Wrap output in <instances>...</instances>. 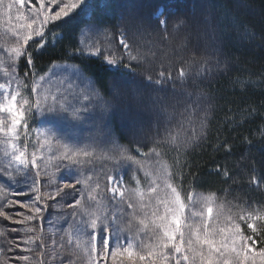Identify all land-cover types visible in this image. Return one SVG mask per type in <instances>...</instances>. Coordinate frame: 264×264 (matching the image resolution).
I'll return each instance as SVG.
<instances>
[{
	"label": "snow or ice",
	"instance_id": "1",
	"mask_svg": "<svg viewBox=\"0 0 264 264\" xmlns=\"http://www.w3.org/2000/svg\"><path fill=\"white\" fill-rule=\"evenodd\" d=\"M100 3L105 11L111 8L108 0ZM95 6V0H0V17L7 16L11 22L16 13V23L7 30L14 42L0 43L4 77L0 82V156L4 161L0 164V217L21 226L0 225V236L5 235V228L18 233L6 244L0 242V264H108L109 260L111 264H264V248H257L255 238L264 232V212L244 207L233 211L231 202L217 203L215 193L197 195L195 181L193 190L184 194L182 157L187 148L206 137L209 112L200 110L203 93L189 105L192 111L185 116L180 132L169 130L148 152L136 147L145 158L142 160L115 140L107 141L111 148H101L91 135L82 137L83 124L93 109L99 108L103 118L116 106L105 100L79 65L58 67L53 63L48 72L38 75L35 71L37 54L62 41L65 36L60 25L76 17L83 19L77 25L79 46L74 54L103 56L107 65L117 69L123 56L130 61L141 58L138 49L137 54L133 52L129 32H140L143 19L127 10L111 25L97 16ZM152 16L158 26L167 29L164 11L156 9ZM184 24L180 18L173 27ZM113 35H118L122 56L112 48ZM30 42L35 44L34 50H30ZM22 58L27 69L23 77L19 75ZM29 70L31 78L26 83ZM211 70L205 59L197 75ZM159 76L154 81L158 85L165 73L161 71ZM188 77L189 72L181 67L177 78L184 83ZM53 78L68 87L53 91L49 87ZM167 78L173 79L171 74ZM147 80L152 82V77ZM123 87V81L114 77L110 85L113 101L122 99ZM153 105L158 112L167 113V106L158 100ZM253 114L254 110L248 113ZM223 147L231 150L226 143ZM169 151L176 153L172 163L165 159ZM129 169L134 186L124 180ZM223 176L230 178L227 169ZM251 183L261 185L255 175ZM21 185L28 191L17 190ZM73 193L79 195L66 203ZM19 195L29 198H9ZM17 205L26 211L16 212V218L5 211ZM49 208L57 214L48 213ZM61 222L68 227L62 228ZM242 224L251 235L245 234ZM16 249L24 254L7 255Z\"/></svg>",
	"mask_w": 264,
	"mask_h": 264
},
{
	"label": "trees",
	"instance_id": "2",
	"mask_svg": "<svg viewBox=\"0 0 264 264\" xmlns=\"http://www.w3.org/2000/svg\"><path fill=\"white\" fill-rule=\"evenodd\" d=\"M111 1L108 0L111 8L103 15V5L100 0H95L94 10L100 19L115 25L118 22L117 16L121 12L134 9L135 14L146 22L144 26H148L149 22L155 26L157 36L152 35L150 30L144 34V37L132 36L133 32H129L133 52L137 54L136 50L138 49L140 59L130 61L127 56H123V63L120 67L124 68V64H129L130 67L126 68V71L120 67L114 68L112 71L103 61V56L92 57L74 54V49L79 46L77 25L83 19V17H76L67 24L60 25L65 36L62 41L55 47L49 46L42 53L37 54L35 59L37 74L48 72L53 63L79 65L94 80L95 86L101 91L105 100L109 101L110 99V102L115 104V110L106 117L109 118V125L114 126L113 132L116 134V138L130 149L133 155L142 160L145 158L140 157L136 147L139 146L141 151L148 152L155 141L162 139L169 130L180 132L185 116L192 111L189 105L193 104L198 93H203L200 110L207 108L209 112L206 137L199 144L187 148L182 157L185 161L181 169L184 194L187 195L188 191L193 190V181H195L194 190L197 195L215 193L217 203L229 201L234 206L233 211H239L240 207H244L249 211L264 212V134H262L264 133V0H118L119 3L117 1V5L114 7L118 9L115 11L112 10L113 3ZM32 2L35 3V0ZM181 4L184 5V15L190 16L187 20L193 19L191 22H194L198 27L196 32L202 29L201 44L203 48L208 49L207 58L194 54L190 47L187 54L186 49H181L179 54L169 55L156 50L158 45L165 47L170 41H173L176 34L190 31L191 24L178 11V6ZM213 4L217 7L212 8ZM160 6L167 11L166 30L160 28L152 18V12ZM15 15L14 11L11 22L7 16L0 17V43L14 42V38L7 30L16 23ZM180 18L185 20V24L178 29L173 27L172 31L174 29V32H171L170 27L174 23L173 19ZM252 33L255 34L254 38H249ZM218 34L219 36H217ZM227 37L230 39L228 40ZM142 38L146 39V43H142L141 46ZM119 47L117 35H113L112 48L122 56L123 53ZM34 48L35 44L30 42V50H34ZM158 54L159 56L164 55V57L160 56L161 61L151 62V59L155 61ZM177 56L179 57L176 58ZM205 59L208 60L212 70L211 72L205 71L203 75L198 76L197 70ZM217 60L220 61L219 68L216 67ZM150 63L153 65L151 66ZM181 67L189 72V77L184 83H181L177 78ZM25 70H27L26 61L22 58L19 62L21 77ZM161 71L165 73V77L163 83L158 85L154 81L160 79ZM169 74L173 79L167 78ZM148 76L152 77V82L147 80ZM2 77L3 73L0 72V78ZM114 77L119 78L124 84L121 90L122 99L119 100L121 103L112 100L110 89L106 85L107 81L113 80ZM30 78L31 71L29 70L26 83ZM208 79H212V81L204 83ZM237 80L243 81V84L237 83ZM188 93L192 95L189 96ZM153 99L167 106V113H160L154 109V122L164 116L162 124L156 126V131L150 134L152 135L151 140L143 142L127 140L116 127L113 116L115 114L122 115L123 125L131 123L139 126V120L145 119L149 115L144 112V108L136 109L134 107L140 106L142 102H147L146 104L149 105ZM252 110H254V114L248 115ZM229 117H233L234 121L229 120ZM184 128H188V125L184 124ZM190 131L191 129H189V133ZM248 141L252 142L251 145ZM225 143L230 146V151L223 147ZM175 156V151H169L165 159L172 163ZM153 161L154 158L146 160V163ZM3 162V158L0 156V164ZM217 168L220 169L219 172L216 171ZM225 169L228 170L230 178L226 179L223 176ZM253 175L260 179L259 187L251 183ZM17 190L28 191L22 185L18 186ZM66 191L71 192L72 190ZM29 195L9 198L24 201L29 198ZM5 211L16 218V212L26 210L17 205L6 208ZM48 213L57 214L52 208L48 209ZM68 219L70 220L71 217ZM0 225H7L9 228L21 227L4 221L2 217H0ZM61 227L67 228L68 225L61 222ZM261 227L264 228V224ZM242 228L245 234L251 235V231L245 224H242ZM4 231L5 235L0 236V242L5 244L8 238L18 235V233L9 232L7 228ZM255 238L258 240L257 248L264 245V232ZM19 254L24 253L16 249L7 255L13 257ZM12 264H19V262L12 261Z\"/></svg>",
	"mask_w": 264,
	"mask_h": 264
},
{
	"label": "rangeland",
	"instance_id": "3",
	"mask_svg": "<svg viewBox=\"0 0 264 264\" xmlns=\"http://www.w3.org/2000/svg\"><path fill=\"white\" fill-rule=\"evenodd\" d=\"M117 1L118 0H112L111 1V3H113L112 4L113 9L112 10H114V11L116 9H118V8H114L117 5ZM118 3H119V1H118ZM213 6L214 7H212V8H216L217 7L215 4H213ZM132 10L134 11V9H132ZM178 11L182 14V16L184 18H186V21H188L191 24L190 31L187 30L186 33L176 34V36H174V40L173 41H170V43H168L165 47H162V46L158 45V47H156V50L158 52L160 51V53H164V54H168L169 55V54H172V53L179 54L180 53L179 51L181 49H186L187 50L186 51V54H187L189 52L188 49L190 47V49L192 50V52L194 54H198V56H200L202 58H207L208 57V55H207L208 54V52H207L208 49L206 50L205 48H203V46L201 44V37L200 36H201V30L202 29H199V31L196 32V28H198V27L195 26V23L194 22L193 23L191 22L193 19L192 20L191 19L187 20V18H189L190 16L184 15V13H183V11H184V5L183 4H181L180 6H178ZM102 13H104L103 15H105L106 11L103 10ZM173 21L175 22L176 19H173ZM144 23H146V22H144ZM148 24L149 25L148 26L145 25L143 27V29L140 32H138V34H133L132 33V36H135V35L137 36L138 35V36L144 37V34L148 33L149 30H150V32H152V35L157 36L158 34L156 32V29H155V26L153 25V23L152 22L151 23L149 22ZM216 25L219 26L218 24H216ZM172 28H173V24L170 27V31L171 32H174V29L172 31ZM202 33H203V31H202ZM217 36H219V34ZM227 38H228V40L230 39L229 37H227ZM237 39L239 40L240 38L238 37ZM223 42H224V39H223ZM142 43H146V39L145 38H142V40H141V46H142ZM198 48H200V49H198ZM163 51H165V52H163ZM209 54H210V52H209ZM147 56H150V54H147ZM160 56L158 54L155 57V59H154L155 61H152L153 59H151L150 61L151 62H156V63L157 62H160L161 61L159 59ZM161 57H164V55H162ZM178 57L179 56H177L176 58H178ZM150 64H151V66L153 65L152 63H150ZM111 81L112 80L109 79L107 81V84H106L109 89H110ZM211 81H212V79H208V80L204 81V83L211 82ZM49 87L52 90H54V86L49 85ZM128 94H130L129 91H128ZM110 97H112V96H110ZM153 100H155V99H153ZM109 101H111V100L109 99ZM116 103H121V101L118 100V101H116ZM146 103L145 102H142V103H140V106H135L134 107L136 109L139 108V107L144 108V112L149 115V117L146 116L145 119L143 118V119H140L139 120V123H138V124H140L139 126L138 125L137 126L132 125L131 123H127L126 125H123L122 124V121H124V120L122 118V115L115 114L113 116L116 127L118 128L119 132L126 137L127 140H132V141L134 140V141H139V142L151 140V136L152 135H150V134H152L153 131H156V126L162 124V122H163L162 117H164V116H162L161 118H158V120L156 122H154V113H155L154 109L155 110H158V109L156 107H154L153 101L151 102L152 104L150 103L149 105H147ZM146 107H147V109L145 110ZM131 111H132V109H131ZM108 120L109 119H107L106 121H108ZM105 123H107V127H108L109 126L108 122H104V125H105ZM32 126L35 127L36 125L33 123ZM143 127H144V129H143ZM113 128H114V126L112 125L111 126V131L113 130ZM109 133H110V131L107 128H105L103 130V132L101 130L97 129L95 127V123H93V122H90L88 124H85V123L83 124L82 137L83 138H87V137H89L91 135V137H93L95 139L96 144H97L98 147H101V148H111V145L107 142L108 141V138L107 137L111 135V133H110V135H109ZM34 138H35V134L33 133L32 139H34ZM22 142L23 141H21V143ZM30 150H31V144H30ZM97 167H99V165H97ZM101 167H102V165H101ZM77 187H79V186H77ZM74 194H76V196L79 195L78 193H73L72 195L69 196V197H72V198H69L68 197L66 203H71L72 202L73 196H75ZM260 248H264V245L261 246ZM108 264H111V260H109ZM125 264H127L126 261H125Z\"/></svg>",
	"mask_w": 264,
	"mask_h": 264
}]
</instances>
